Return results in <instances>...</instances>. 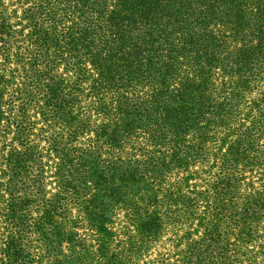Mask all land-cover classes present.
Masks as SVG:
<instances>
[{
    "label": "trees",
    "instance_id": "1",
    "mask_svg": "<svg viewBox=\"0 0 264 264\" xmlns=\"http://www.w3.org/2000/svg\"><path fill=\"white\" fill-rule=\"evenodd\" d=\"M0 264H264V0H0Z\"/></svg>",
    "mask_w": 264,
    "mask_h": 264
}]
</instances>
